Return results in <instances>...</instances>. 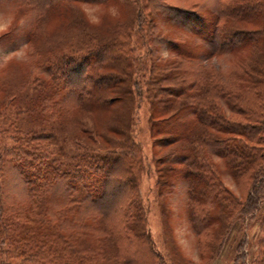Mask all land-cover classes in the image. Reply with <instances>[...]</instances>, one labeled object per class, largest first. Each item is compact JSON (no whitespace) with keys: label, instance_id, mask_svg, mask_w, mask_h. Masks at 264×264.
I'll return each mask as SVG.
<instances>
[{"label":"trees","instance_id":"trees-1","mask_svg":"<svg viewBox=\"0 0 264 264\" xmlns=\"http://www.w3.org/2000/svg\"><path fill=\"white\" fill-rule=\"evenodd\" d=\"M69 1L107 3L110 0H21L38 16ZM128 1L135 10L137 8L139 14L135 20L140 23V5L144 9V2L149 5L153 2L159 9L161 2L164 4L167 0ZM198 7L195 3L176 13H182L189 28V24L199 23L207 32L203 36L195 33L211 49L205 60L236 50H249L238 72H215L214 78H206L202 71L205 68L197 72L184 62L192 56L180 53L179 61L168 60V67L174 68V72L159 71L152 64L142 93L127 90L120 97L126 100L132 93L143 96L151 102L155 115H168L167 119L159 121L157 130L166 133L161 142L164 148H171L166 159H171L174 166H167V161L163 163L166 177L171 180L162 184L172 187L171 182L182 180L188 220L203 241L200 248L205 250L216 231L223 229L227 238L239 220L259 209L258 203L264 196L263 191L259 192L264 190V26H255L256 19L261 17L264 25V0H232L225 6L220 3L214 19L206 27L202 26V16L195 11ZM245 21L254 29L240 27ZM146 22L145 27H149ZM222 24L230 28L224 29ZM153 30L154 27L147 30L146 35ZM154 40L160 44L168 41L161 34L155 35ZM115 42L89 39L86 50L64 53L38 65L37 74L31 75L19 88L18 97H22L14 100L11 95L7 103L0 105V141H3L0 147V230L3 239H10L11 245L14 240L19 241L29 250V258L34 259H29L27 264H95L99 259L88 257L76 248L71 240L73 235L80 238L88 235L98 241L109 238L118 246L123 264H137L136 257L140 255L142 264H154L152 259L158 264L160 254L154 250L150 233L144 227L145 217L142 214L141 229L136 223V212L140 213L136 199L127 198L136 190L132 179L123 177L129 169L125 166L129 163V154H119L108 163L110 158L95 155L96 148L81 143L77 146L81 153L68 162L56 137L62 130L57 119L61 114L73 109L92 113L112 105L114 99L109 98L114 94L112 85L120 78L102 74V71L117 60L116 50L123 47ZM227 43L232 50H225L229 47ZM146 52L148 56L153 54L149 49ZM93 102L95 106L88 110ZM13 103H16L14 111L7 112L8 105ZM188 112L194 115L191 122L175 124V120ZM8 138L15 141L12 146L4 143ZM214 156L224 161L238 183L248 185L250 192L246 202L237 199L225 187ZM117 163L125 168L120 177L117 173L122 169H117ZM12 174L21 182L22 190L25 189L22 195L34 212L27 215L30 224H23L15 217L24 214L19 201L11 204V193L6 190L7 177ZM110 190L117 192L107 208L105 199ZM55 193H60V199L64 200L58 207L53 206ZM24 210L27 212L26 208ZM67 233L72 235L67 236ZM15 234L23 237L17 240ZM35 242L41 243V247H33ZM262 259L264 262V252Z\"/></svg>","mask_w":264,"mask_h":264},{"label":"rangeland","instance_id":"rangeland-1","mask_svg":"<svg viewBox=\"0 0 264 264\" xmlns=\"http://www.w3.org/2000/svg\"><path fill=\"white\" fill-rule=\"evenodd\" d=\"M231 1L221 0L218 3L215 0H167L164 4L161 2V5L159 1V9L153 2L152 5L144 2V9L139 6L142 11V20L139 23L135 20L139 14L136 12L137 8L135 10V6L128 0H110L107 3L61 2L63 4L58 5L57 9L40 16L25 7L21 0H0V105L7 103L11 95L14 100L22 97H18L21 95L18 90L31 75L37 74L38 65L53 61L64 53L86 50L89 39L111 40L123 45L116 50L117 60L111 61L110 68L102 71V74H114L120 78L112 85L111 92L114 94L109 97L114 99L112 105L92 113L73 109L61 114L57 119L62 130L56 137H59L57 140L60 141L61 152L68 162L81 153L77 147L81 143H89L96 148L95 155L110 158L108 163L119 154H129V163L126 162L125 165L129 169L123 173V177L131 178L136 190L130 192L127 198L136 199V205L140 208V213L136 212V223L141 229L142 214L145 217L144 227L150 233L154 250L160 254L158 264H264V196L258 203L259 209L239 220L228 232L227 238L223 229H220L208 242V248H200L203 241L197 237L189 223L182 180H172V187H164L162 184L169 179L163 163L167 161V166H174L170 163L171 159H166L171 148H164L161 142L166 138V133L157 130L159 121L167 119L168 115H155L151 102L139 95L148 80L152 64L159 71L174 72V68L169 69L168 60L171 63L179 61L181 58L177 55L180 53H189L192 56V59L190 57L184 60L187 66L195 68L197 72L205 68L202 71L206 78H214L215 72H238L249 50H236L205 60L204 57L210 55L211 49L195 33L203 36L207 32L201 29L199 23L189 24V28L182 19V13H176V10L183 12L182 10L191 8L193 4H199L195 11L202 16V26H205L214 19L218 4L223 3L225 6V3L229 4ZM166 4L169 6L165 8ZM256 20V27L264 26L262 17ZM145 22L149 27H145ZM250 25L252 24L245 21L240 27L254 29ZM152 27V33L146 35V31H151ZM222 27L227 30L230 28L225 24ZM158 34L168 39L167 43H155L154 36ZM228 44L230 43L227 46ZM148 49L153 54L148 56ZM226 49L232 50L230 46ZM127 90H135L139 96L132 93L131 97L124 100L120 94ZM93 103L88 106V110L95 106V102ZM15 107L16 103L8 105L7 112H13ZM193 118L194 115L188 112L175 120V124L187 125ZM14 142L11 138L4 141L8 146H12ZM1 146L3 141H0ZM106 152L115 155H104ZM214 160L222 172L225 187L237 199L246 202L250 192L248 185L238 183L220 157L214 156ZM120 165L116 164L117 169H122L117 177L125 171ZM7 178L6 190L11 193V204L16 205L19 201L20 206H23L21 208L24 216H14L23 224H30L27 215L34 212L23 196L25 189L22 190L21 182L13 174ZM261 191L264 193L263 189L259 192ZM110 192L105 199L107 208L117 191ZM60 198V193H55L54 207L64 203ZM1 226L2 216L0 229ZM15 235L18 236L17 240L23 237L22 234ZM70 235L72 234L67 233V236ZM81 236L73 235L71 240L86 256L98 258L95 264H123L118 246L109 238L98 241L92 236ZM3 238L0 230V264H27L31 259L29 250L19 241L18 243L14 240L11 245L10 239ZM40 244L35 242L32 246L41 247ZM140 257L141 255L136 257L137 264H142ZM152 261L156 263L155 259Z\"/></svg>","mask_w":264,"mask_h":264}]
</instances>
